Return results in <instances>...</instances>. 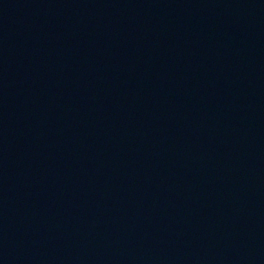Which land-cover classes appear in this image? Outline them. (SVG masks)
<instances>
[{"label": "water", "instance_id": "95a60500", "mask_svg": "<svg viewBox=\"0 0 264 264\" xmlns=\"http://www.w3.org/2000/svg\"><path fill=\"white\" fill-rule=\"evenodd\" d=\"M0 264H264V0H0Z\"/></svg>", "mask_w": 264, "mask_h": 264}]
</instances>
